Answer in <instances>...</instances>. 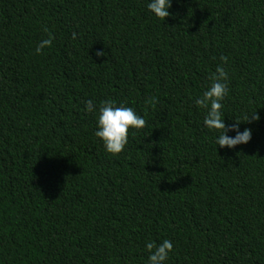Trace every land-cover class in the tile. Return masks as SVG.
<instances>
[{"label":"trees","instance_id":"1","mask_svg":"<svg viewBox=\"0 0 264 264\" xmlns=\"http://www.w3.org/2000/svg\"><path fill=\"white\" fill-rule=\"evenodd\" d=\"M147 2L0 0V264H146L163 239L166 264H264V0ZM221 55L225 124L259 116L232 149L193 102ZM88 99L145 127L107 153Z\"/></svg>","mask_w":264,"mask_h":264},{"label":"clouds","instance_id":"2","mask_svg":"<svg viewBox=\"0 0 264 264\" xmlns=\"http://www.w3.org/2000/svg\"><path fill=\"white\" fill-rule=\"evenodd\" d=\"M172 0H148L146 7L156 18L164 20L171 15L169 8ZM46 33V38L41 39L35 46V53L41 54L53 42V34L47 26L42 27ZM75 39V33H73ZM97 57L105 55L103 49L95 52ZM220 64H217L214 72L209 76L210 83L202 91V94L196 96L194 104L204 110L203 126L209 131H215L214 143L221 148L227 147L232 149L239 144H246L251 139V129L245 127L240 130L241 122L251 123L259 119L254 112L248 114L243 120L234 119L235 123L225 124L223 113V100L228 95L229 73L224 65L227 64L228 58L224 55L219 57ZM157 98H145L146 105H155ZM84 110L92 113L95 117L94 136L99 138L104 151L112 155L119 154L128 143L129 129L140 130L145 127V118L138 114L134 108L126 106L123 102L117 104L113 99L101 100L99 104H94L92 99L84 102ZM229 132L234 135H228ZM144 248L147 252L146 264H166L169 254L172 251L173 244L169 239H163L159 243L153 240L145 242Z\"/></svg>","mask_w":264,"mask_h":264}]
</instances>
